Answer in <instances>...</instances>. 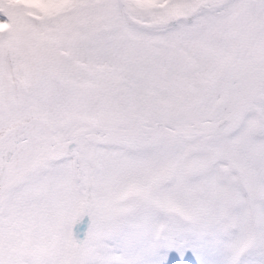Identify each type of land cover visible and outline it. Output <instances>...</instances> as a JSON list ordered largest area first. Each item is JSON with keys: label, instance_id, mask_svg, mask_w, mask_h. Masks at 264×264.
<instances>
[{"label": "snow or ice", "instance_id": "obj_1", "mask_svg": "<svg viewBox=\"0 0 264 264\" xmlns=\"http://www.w3.org/2000/svg\"><path fill=\"white\" fill-rule=\"evenodd\" d=\"M0 264H264V0H0Z\"/></svg>", "mask_w": 264, "mask_h": 264}]
</instances>
